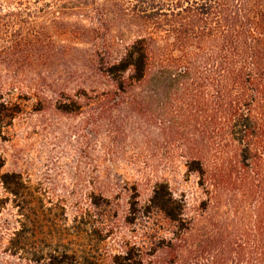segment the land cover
Returning a JSON list of instances; mask_svg holds the SVG:
<instances>
[{
    "label": "trees",
    "instance_id": "obj_1",
    "mask_svg": "<svg viewBox=\"0 0 264 264\" xmlns=\"http://www.w3.org/2000/svg\"><path fill=\"white\" fill-rule=\"evenodd\" d=\"M51 1L2 22L10 29L5 52L24 58L23 102L71 115L103 104L100 95L133 90V111L158 126L197 190L191 204L157 181L143 205L128 198L124 224L146 221L151 232L122 242L110 263L264 264V0ZM83 7L88 27L75 30ZM125 22L132 32L108 28ZM24 106L0 99V126ZM3 168L0 158V212L9 205L17 227L0 264L103 262L117 205L89 193L69 216L41 187ZM222 206L231 223L227 214L215 220Z\"/></svg>",
    "mask_w": 264,
    "mask_h": 264
},
{
    "label": "rangeland",
    "instance_id": "obj_2",
    "mask_svg": "<svg viewBox=\"0 0 264 264\" xmlns=\"http://www.w3.org/2000/svg\"><path fill=\"white\" fill-rule=\"evenodd\" d=\"M84 1L80 0V7ZM34 2L37 7L43 3L54 4L51 0H0V99L8 100L11 95L13 102L25 105L10 126H0L3 170L20 173L32 185L41 187L53 203L65 205L69 216L76 206L85 205L89 193L101 194L117 205V234L104 243L105 256L101 263L111 264L110 257L119 250L122 242H140L146 233L151 232L148 228L152 224L146 221L136 222L131 227L124 224L125 209L132 200L128 202V198L133 197L143 205L152 185L164 181L176 195L184 194L192 204L197 192L194 179H186L181 160L175 157V153L170 155L166 149L168 146L158 139V126L149 125L146 114L133 111V90L121 96L100 95L103 104L85 106L71 115L59 113L47 101L41 112L32 109L35 99L23 102L18 89L26 78L20 70L24 58L19 52L11 57L5 52V47L9 46L10 29H6L2 22L10 23L6 18L8 12L25 17V7L33 6ZM98 2L105 4L104 0ZM131 9L126 7L124 12ZM108 11L110 14L115 12L111 3ZM79 13L78 24L72 26L75 30L88 27L84 7ZM14 27L17 25H11ZM108 28L126 33L133 31V25L128 22L111 23ZM32 62L35 63V58ZM47 97L49 101L54 99L52 95ZM157 143L158 147L155 146ZM152 148L157 152H152ZM2 195L0 188V198ZM226 207L216 210L215 220L227 214L224 220L230 222L231 213L230 210L227 213ZM15 219L14 210L9 205L2 208L0 259L8 236L17 227ZM218 251L219 246L211 253Z\"/></svg>",
    "mask_w": 264,
    "mask_h": 264
}]
</instances>
